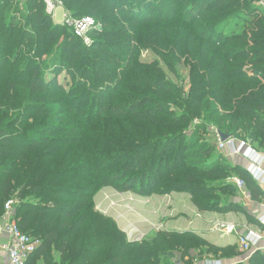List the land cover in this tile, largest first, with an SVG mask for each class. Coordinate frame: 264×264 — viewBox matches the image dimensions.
<instances>
[{
  "label": "trees",
  "instance_id": "trees-1",
  "mask_svg": "<svg viewBox=\"0 0 264 264\" xmlns=\"http://www.w3.org/2000/svg\"><path fill=\"white\" fill-rule=\"evenodd\" d=\"M0 1V218L13 200L20 230L40 239L26 264H264L263 251L244 254L193 230L129 240L93 202L103 187L185 192L199 213L256 223L230 179L254 200L263 188L189 124L202 119L264 152V0H62L74 19H93L90 45L54 23L44 0ZM143 51L157 60L144 62ZM182 58L186 92L160 66L172 73Z\"/></svg>",
  "mask_w": 264,
  "mask_h": 264
},
{
  "label": "crops",
  "instance_id": "crops-1",
  "mask_svg": "<svg viewBox=\"0 0 264 264\" xmlns=\"http://www.w3.org/2000/svg\"><path fill=\"white\" fill-rule=\"evenodd\" d=\"M228 158L235 162H244L239 157L231 156ZM98 192L100 194L97 196ZM98 192L93 197L95 209L112 218L129 240H141L157 231L193 230L200 233L210 242L212 239H209L207 235L212 232L218 234L221 243L215 242V244L237 246L236 236L222 235L220 232L215 231L212 228L214 222H233L241 231H243L244 226L251 225L243 213H199L193 205L190 195L185 192L142 196L132 191L121 193L112 187H103ZM262 195L255 200L250 197L247 208L239 197L237 199L255 218L256 214L262 211L264 206V189ZM138 237L140 238L138 239ZM0 253L3 255L2 264H7L5 252L0 250ZM228 262L230 261L223 260L222 264ZM193 264H205V261L197 260Z\"/></svg>",
  "mask_w": 264,
  "mask_h": 264
},
{
  "label": "built area",
  "instance_id": "built-area-1",
  "mask_svg": "<svg viewBox=\"0 0 264 264\" xmlns=\"http://www.w3.org/2000/svg\"><path fill=\"white\" fill-rule=\"evenodd\" d=\"M46 12L53 15L55 9L60 7L63 11V23L74 29L78 36L85 35V32L93 25L89 17L74 19L64 9L62 0H44ZM212 144L224 157H239L246 163V171L252 176L258 186L264 189V152L257 149L249 140L236 138L229 135V138L222 141L219 131L213 129ZM232 181L238 189V197L242 201V195L250 199L244 190V182L239 177L233 176ZM264 203V202H263ZM13 200L4 204V212L0 218V250L4 251L7 264H26L29 256L40 245V239L23 233L18 227L12 207ZM256 223L244 226L243 231L233 222L217 221L213 229L222 235L236 236L238 250L244 254L260 250L264 252V206L262 211L255 216ZM247 259V256L240 261ZM205 264H222L220 260L209 259Z\"/></svg>",
  "mask_w": 264,
  "mask_h": 264
},
{
  "label": "rangeland",
  "instance_id": "rangeland-1",
  "mask_svg": "<svg viewBox=\"0 0 264 264\" xmlns=\"http://www.w3.org/2000/svg\"><path fill=\"white\" fill-rule=\"evenodd\" d=\"M262 1L263 0H261L259 3L262 4ZM136 2H138V1H136ZM140 5L142 6L141 8L148 9V10H149V8L154 7V5H152L149 2H145L142 4L140 3ZM19 11H20V15L18 16L17 22L20 24L21 27H26L27 26L26 17L28 16L26 8L24 6H22L21 8H19ZM7 13H8L7 9L4 10V5H3L2 1H0V17H1V15H6ZM51 17H52V20L54 23L56 22V23H59L61 25H66V23L65 24L63 23V11L60 7H57L55 9V11H54L53 15H51ZM86 32H85V35L80 37V41H82L83 44H85V45H90L91 37H88L86 35ZM129 45H131V43L129 42V39H127L125 42H123L122 47H120V53L118 54L119 58L122 57L121 54L123 52H125L126 50L129 49V47H128ZM141 60H143L146 63H151L154 60H157V57L149 51H143L141 54ZM160 66L166 71L171 82H173L176 86L181 87V91H183V92L187 91V89L189 87L188 66L186 64H184V58H182L179 62L176 61L173 64L172 68L174 71L172 73L167 71L165 65L160 64ZM44 74H46V75H44V78L47 81H50L52 76H54V74H52L51 72H48V71H45ZM71 77H72V75L67 74L66 72H63V74L60 73V75L58 76V80H59L58 83L61 84L65 88V90H67L70 88V86L73 82ZM51 88H52V93H56V91H57L56 86L51 85ZM86 96L87 95H85L84 100H86ZM91 100H92V95L90 97V101ZM202 127H203V129H200ZM213 129L214 128H212L206 121H203L202 119H199V118H194L189 124V131L190 132L197 130V136L199 138H202L203 141L209 142V143H212V135L214 133ZM100 192H98L97 196L100 194ZM222 199H223V197H220L219 200L222 202ZM242 203L247 208L248 200L243 195H242ZM207 237H209V239H212L211 242H213V243H215V242L221 243L219 240V235L216 233H213V232L209 233L207 235ZM139 238L140 237H138V239ZM142 240L143 239H141L139 241H142ZM53 254L56 256V254L54 252H53ZM2 262H3V255H1V253H0V264H2ZM177 264H179V263H177ZM180 264H182V263H180Z\"/></svg>",
  "mask_w": 264,
  "mask_h": 264
},
{
  "label": "water",
  "instance_id": "water-1",
  "mask_svg": "<svg viewBox=\"0 0 264 264\" xmlns=\"http://www.w3.org/2000/svg\"><path fill=\"white\" fill-rule=\"evenodd\" d=\"M219 136L221 138L222 141L226 140L227 138H229L228 134H224V133H219Z\"/></svg>",
  "mask_w": 264,
  "mask_h": 264
}]
</instances>
